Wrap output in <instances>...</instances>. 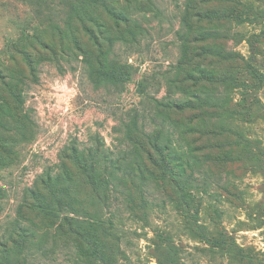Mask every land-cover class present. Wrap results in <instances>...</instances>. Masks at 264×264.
<instances>
[{"label": "rangeland", "instance_id": "374dc122", "mask_svg": "<svg viewBox=\"0 0 264 264\" xmlns=\"http://www.w3.org/2000/svg\"><path fill=\"white\" fill-rule=\"evenodd\" d=\"M190 1L0 0V264H264V0Z\"/></svg>", "mask_w": 264, "mask_h": 264}, {"label": "trees", "instance_id": "16d2710c", "mask_svg": "<svg viewBox=\"0 0 264 264\" xmlns=\"http://www.w3.org/2000/svg\"><path fill=\"white\" fill-rule=\"evenodd\" d=\"M204 1V0H203ZM203 1H194V0H191L188 5H187V9L189 11V13L186 15V18H185V21L191 26V27H195L193 26L192 24L195 23L197 24L198 22H200V20L206 18H211L213 16V12H209L207 10H209L208 8H204L202 9L201 7L202 6V3ZM200 4H199V3ZM205 2V1H204ZM199 19L198 22H195L193 21V19ZM192 41H188V43ZM86 59H89L90 56H84ZM93 60V59H91ZM91 60H86L87 64H88V67L89 68H93V64L95 63V68L96 69H99L97 71V73L101 74L104 76V78L102 77V79H99V82L100 83H107L109 84L110 82L109 81H112L114 84L118 83L119 82V78L118 76H116L114 74V70L111 69V66L110 64H107V67H106V63L107 61H105V58H103L102 56L100 57H96V60L95 62L94 61H91ZM110 67V68H109ZM7 113V112H6ZM7 117V119L9 120L10 117H8L9 115H5ZM5 125V124H4ZM148 138V137H147ZM149 139V138H148ZM150 140V139H149ZM151 142V141H150ZM153 143V142H151ZM168 145V144H167ZM167 145H166V148H167ZM153 148L156 150V151H159L161 148H160V144L159 143H153ZM148 159L149 160H152V155L150 153H148ZM181 160V159H180ZM11 237H14V236H11Z\"/></svg>", "mask_w": 264, "mask_h": 264}]
</instances>
